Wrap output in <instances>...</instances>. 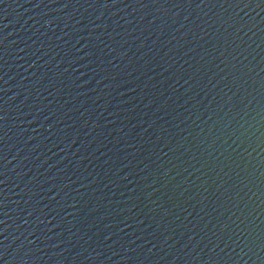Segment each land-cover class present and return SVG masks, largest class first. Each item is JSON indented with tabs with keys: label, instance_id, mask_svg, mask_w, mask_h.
Masks as SVG:
<instances>
[{
	"label": "water",
	"instance_id": "obj_1",
	"mask_svg": "<svg viewBox=\"0 0 264 264\" xmlns=\"http://www.w3.org/2000/svg\"><path fill=\"white\" fill-rule=\"evenodd\" d=\"M0 264H264V0H0Z\"/></svg>",
	"mask_w": 264,
	"mask_h": 264
}]
</instances>
